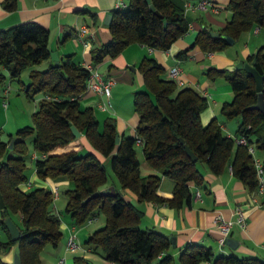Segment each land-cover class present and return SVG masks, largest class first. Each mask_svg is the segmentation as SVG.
Listing matches in <instances>:
<instances>
[{"label": "trees", "instance_id": "1", "mask_svg": "<svg viewBox=\"0 0 264 264\" xmlns=\"http://www.w3.org/2000/svg\"><path fill=\"white\" fill-rule=\"evenodd\" d=\"M151 1L162 16L156 14L146 0H130L125 8L113 11L109 24L112 38L91 50L93 65L106 56L118 55L132 43L168 50L189 31V20L182 7L172 0ZM3 5L6 10L14 11L17 0H4ZM228 7L232 15L221 33L237 40L253 26L264 28V0H229ZM196 45L214 52L229 46L206 27L198 32L192 47ZM188 50H181L177 56L186 57ZM45 60H50L46 69L35 67ZM253 60L256 69L264 74V44L246 57L248 62ZM28 67H31L30 81L25 83L20 77ZM139 68L146 87L134 93L140 121L136 134L119 135L115 119H104L101 128L95 107L82 104L90 76L86 65L76 60L75 53L60 58L59 65L51 60L49 31L45 26L27 21L0 29V84L9 76L20 80L21 90L28 99L35 100L41 94L32 124L18 128L7 140L0 137V191L5 202L0 218L3 234L0 264H11L3 260L2 252L17 245L22 264H42L41 250L47 244L57 246L63 236L61 216L53 206L54 192L45 186L24 188L29 182L26 143L29 135H34L33 145L38 153L36 158L31 156L38 176L56 180L67 177L73 182L74 186L65 191V210L74 224L95 218L97 211L105 213V225L94 230L86 242L102 246L108 261L114 264H264L259 257L216 254L211 246L198 242L187 243L175 257L170 237L158 230L142 228V211L121 191L92 196L104 188L109 179L105 162L94 151L53 152L79 138L71 128L75 125L94 149L110 157L111 168L122 189L131 190L141 201L167 202L175 208L190 205L191 185L203 183L204 174L198 162L206 163L215 174L230 166L234 175L251 190L257 189L254 154L247 145L236 141V137L245 135L250 144L264 152V113L258 108H248L258 101L254 77L244 68L223 71L210 67L206 71L211 79L224 75L234 92L232 100L221 105V113L226 118L240 119L237 133L230 136L217 117L203 123L202 112L208 107V98L198 89L179 86L164 77L165 67L154 57H144ZM118 135L119 142L116 141ZM181 137L198 160L194 161L187 154ZM139 138L145 159L159 173L142 174L136 151ZM12 140L14 144L10 148ZM162 175L175 181L172 198L157 193ZM14 214L19 216L20 223L13 219ZM7 216L20 227L21 236L16 241L11 239L7 229ZM75 264L93 263L84 256H75Z\"/></svg>", "mask_w": 264, "mask_h": 264}, {"label": "crops", "instance_id": "2", "mask_svg": "<svg viewBox=\"0 0 264 264\" xmlns=\"http://www.w3.org/2000/svg\"><path fill=\"white\" fill-rule=\"evenodd\" d=\"M3 1L0 0V29L21 22L35 21L48 29L49 47L51 51H57L60 58L75 53L77 61L84 65L92 64L91 50L112 38L109 25L104 20L107 13L112 14L116 9L118 0H17V9L14 11L6 10ZM172 1L184 9L189 20V31L177 39L168 50L153 49L144 44L132 43L118 55L106 56L103 61L93 65L105 77H113L115 80L110 97L111 108L115 107L113 104L116 103V108L113 110L111 108L100 110L97 107L99 101L107 99L104 95L87 92L82 100L85 99L86 105L93 106L101 112H108L105 119L108 117L115 119L119 135L136 134L140 115L135 110L134 101L133 106L129 105V102L131 94L134 99L135 91L145 87L139 63L146 56L154 57L165 67L164 77L170 78L169 69L179 65L184 79V84L181 86L194 87L207 96L208 107L202 112L203 123L206 124L217 117L224 131L230 136H235L239 128V117L228 119L221 113L222 103L232 100L234 92L224 75L212 80L206 71L210 67L222 69L239 61H246V57L255 51L246 46L243 49V55L239 56L229 51L228 47L215 52L204 51L199 45L192 47L201 29L206 27L213 31H220L226 25L232 15L228 7L229 0H212L219 6V12L212 9H185L186 2L196 3L199 0ZM124 2L129 5L130 0H124ZM83 25L88 27L87 36L90 38L88 47L84 46L77 36L79 28ZM256 29L259 31L260 27ZM187 48H189L187 56L179 58L178 53ZM209 52L212 53L209 54ZM129 65H135V68L131 69ZM4 93H7V89ZM124 95H129L128 99L123 98ZM12 131L10 130L11 133ZM70 150L94 151L105 162L109 179L104 187L114 185L118 191L138 206L143 213L140 221L142 228L158 230L169 237L174 236L176 241L175 246L172 243V252L175 257L178 256L180 248L187 243L198 242L211 246L216 254H235L239 257H259L264 260V194L258 189L251 190L234 175L230 166H227L220 174H215L206 163L198 162L197 166L204 174V181L201 185H191L193 199L190 205L185 204L181 208H175L167 202L141 201L131 190L122 189L111 168L110 157L94 149L84 134L70 144L56 148L53 152L63 153ZM136 151L143 175L159 173L145 159L142 143L136 144ZM34 155L38 153L35 151L31 155L32 158ZM255 156L261 161L264 160V152L261 150L256 149ZM32 160L35 167L34 159ZM34 172L35 174L32 173L29 177L30 181L24 184L25 189L39 185L37 181L40 177L36 170ZM44 181L47 182L45 187L51 190L57 188L58 192L61 185H71V180L67 177H60L57 180L48 177ZM174 186L175 181L172 178L162 175L157 193L162 197L172 198ZM239 208L245 214V225L235 222L230 233L224 236L216 226V216L222 215L235 221ZM75 227L76 225H73L72 230ZM226 237H232L237 241L235 248L224 243ZM15 247L12 246L2 252L5 262H13ZM51 252H54L53 245H45L40 253L42 264L43 253L50 256ZM84 257L87 256L84 255ZM106 264L114 263L107 261Z\"/></svg>", "mask_w": 264, "mask_h": 264}, {"label": "rangeland", "instance_id": "3", "mask_svg": "<svg viewBox=\"0 0 264 264\" xmlns=\"http://www.w3.org/2000/svg\"><path fill=\"white\" fill-rule=\"evenodd\" d=\"M258 26H253L249 31L243 33L234 44L229 45V51L235 53L236 55L242 56L243 49L248 46L252 51H257L259 47L264 44V28H260L259 31H256ZM50 60H45L39 65H36L40 70H44L48 67ZM128 69L127 67H125ZM129 68H135V65H129ZM30 70L31 67L25 69L20 77L22 81L28 83L30 81ZM213 80V79H212ZM225 80V79H224ZM21 82L19 79H12L9 76L0 84V137L4 140L9 139L10 130L12 134H15L18 128H21L25 125H31L33 121V112L37 109L38 102L40 100L41 94L35 100H30L27 98L25 93L21 90ZM7 89V93H4ZM146 89V87H144ZM138 89V90H144ZM136 90V89H135ZM113 92V89H112ZM128 99L129 95H124L123 98ZM127 97V98H126ZM4 100L7 101V107L4 106ZM115 103V101H114ZM82 104L85 106L87 103L85 99L82 100ZM129 105L133 106V94H131ZM113 108H116V103L113 104ZM111 108V110H113ZM108 112H101L96 109V115L101 123V128L103 122ZM34 135H29L26 138V143L28 146L27 154V173L29 177L32 176V173L35 174V167L31 155L36 151L33 145ZM139 149V148H138ZM200 164L203 162H199ZM30 181V178H29ZM34 182V181H33ZM38 186H45L47 182L44 179H38ZM41 184V185H40ZM74 186L71 182L70 186L61 185L60 195L54 202L55 211L58 212L61 216V230L63 236L57 246H53L54 252H51V255L43 253L42 259L43 264H75V256H84L86 255L90 262L93 264H106V254L102 246H92L88 245L86 240L90 235V232L102 227L106 223V215L104 212L97 211L95 218L87 220L82 224H77L75 229L72 230L73 225H75L71 215L66 212L65 206L67 203V195L65 191ZM0 218H1V209H0ZM13 219L20 223L19 216L14 214ZM75 235V241L78 244V248L73 251L67 247V241L70 236ZM89 247V248H88ZM92 247V248H90ZM60 259H64L63 262H60Z\"/></svg>", "mask_w": 264, "mask_h": 264}, {"label": "built area", "instance_id": "4", "mask_svg": "<svg viewBox=\"0 0 264 264\" xmlns=\"http://www.w3.org/2000/svg\"><path fill=\"white\" fill-rule=\"evenodd\" d=\"M127 4L124 2V0H118L116 4V8H125ZM194 8H200V9H212L215 12H219V6L216 5L212 0H199L196 3L192 2H186L185 4V9H194ZM190 29V25H189ZM257 31V29H256ZM88 34V27L83 25L79 28L77 32V36L80 40V42L88 47L90 46V38L87 36ZM212 52H209L211 54ZM86 67L90 71V76L87 80V87H86V93L87 92H94L100 95L106 96V100H101L97 103V107L100 110H109L112 107V102L110 97L112 96V89L115 84V80L113 77H105L99 70H97L93 64L88 63L86 64ZM170 79L175 81L179 86L184 84V79L182 78V69L179 65H175L172 68L169 69L168 71ZM4 105L7 106V101H4ZM236 141L238 144H243L247 145L250 152L254 154V163L256 167V172H257V177L259 180V186H258V191L264 194V166H263V161H261L259 158L255 156L256 153V147L253 144H250L248 142V139L245 135H241L236 137ZM138 143H141V139L139 138ZM38 155H34L33 158H36ZM54 192V197L55 199L58 198L59 192L57 188H54L52 190ZM199 195V192H197ZM255 201V199H253ZM237 219L234 221L232 219H227L223 217L222 215H217L215 218V223L218 229L221 231V233L224 236H227L234 223L238 222L242 226L245 225V214L241 208L237 209ZM91 220V219H90ZM2 234L0 232V238ZM67 247L70 250L75 251L78 248V244L75 241V235H72L69 237L67 241ZM64 260H60V262H63Z\"/></svg>", "mask_w": 264, "mask_h": 264}, {"label": "water", "instance_id": "5", "mask_svg": "<svg viewBox=\"0 0 264 264\" xmlns=\"http://www.w3.org/2000/svg\"><path fill=\"white\" fill-rule=\"evenodd\" d=\"M149 4H150V8L154 10V12L160 16H162V13L158 10L155 9V5L152 3L151 0H146ZM113 17V14L111 13H107L105 15V23L106 24H110L111 19ZM167 23V21L165 20V24ZM211 34L214 37H219L221 36L225 41H227V43L229 45L234 44L235 42V38L232 37L229 34L226 33H221L220 31H213L211 30ZM51 60L55 62L56 65L60 64V56L58 54L57 51H51ZM255 60H253L252 62H248V61H239L236 64H231L226 66L225 68H222L221 70L225 71H234L236 69H242L244 68L247 72H249L255 79L256 82V90L258 92V101L256 104L250 105L248 108H258L260 109L263 113H264V95H263V89H264V74H261L255 67ZM74 134L76 137H81L82 136V132L78 129L77 126L72 125L71 126ZM116 141L119 142L120 141V136L118 135L116 137ZM181 141L183 143H185L184 138L181 137ZM14 144V140L11 141L9 147L12 148ZM185 148H186V152L187 154L194 160H198V156L195 154V152L185 143ZM117 192V189L114 185H109L106 186L96 192H94L92 194V196H98L100 194H114ZM5 206V202L3 199V196L1 194L0 191V209H2ZM5 222H6V226L7 229L10 233L11 239L16 241L20 238L21 236V230L20 227L18 226V224L12 219V217L7 216L5 218ZM171 242L173 243V245L175 246V241L176 238L174 236L170 237ZM224 243L230 245L231 247L235 248L237 241L235 239H233L232 237H226L224 239ZM11 264H22V259H21V253H20V247L19 245H17L15 247V256H14V260Z\"/></svg>", "mask_w": 264, "mask_h": 264}]
</instances>
